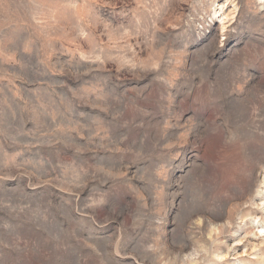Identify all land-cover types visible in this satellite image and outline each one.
Segmentation results:
<instances>
[{"label":"rangeland","instance_id":"374dc122","mask_svg":"<svg viewBox=\"0 0 264 264\" xmlns=\"http://www.w3.org/2000/svg\"><path fill=\"white\" fill-rule=\"evenodd\" d=\"M263 181L264 0H0V264H264Z\"/></svg>","mask_w":264,"mask_h":264},{"label":"bare ground","instance_id":"6f19581e","mask_svg":"<svg viewBox=\"0 0 264 264\" xmlns=\"http://www.w3.org/2000/svg\"><path fill=\"white\" fill-rule=\"evenodd\" d=\"M264 182V181H263ZM257 196L259 197V198H261L263 201H264V194H261V191H258L257 190ZM261 194V195H260ZM263 195V196H262ZM254 196V195H253ZM253 199V198H252ZM251 202H253V200L251 201ZM257 203V202H256ZM255 204V203H254ZM260 204V205H259ZM259 204H256V211H260L261 212V214H260V216H258L259 217V221L258 222H260L261 224H262V227H261V230L259 231V233H261L262 234V236H264L263 235V230H264V204L263 203H259ZM251 214V213H250ZM250 214H248V215H250ZM253 215V214H252ZM257 215V214H256ZM255 215H253V217H251V220L249 221V222H245V224L246 225H248L247 227H248V229H250V230H253V228H254V224H253V221H254V219H255ZM257 227V226H256ZM259 228V227H258ZM247 229V230H248ZM245 230V229H244ZM249 230V231H250ZM246 231V230H245ZM247 233V232H246ZM249 234V233H248ZM253 234H255L256 235V232H254ZM240 238V237H239ZM244 238H246V237H244ZM242 240V239H241ZM240 240V241H241ZM260 242L261 243H263L264 244V238H261V240H260ZM255 245H256V243H254ZM253 246V245H252ZM257 249V248H256ZM259 249V248H258ZM254 251H256V250H254ZM252 249L249 251V250H246V249H244L243 251H242V253L243 254H254V255H257L256 253H253L254 252ZM259 251V250H258ZM240 264H244V263H240ZM255 264H257L256 262H255ZM263 264V263H262Z\"/></svg>","mask_w":264,"mask_h":264}]
</instances>
